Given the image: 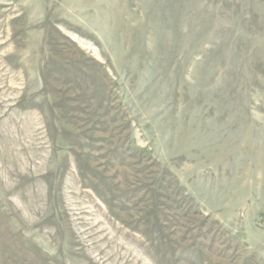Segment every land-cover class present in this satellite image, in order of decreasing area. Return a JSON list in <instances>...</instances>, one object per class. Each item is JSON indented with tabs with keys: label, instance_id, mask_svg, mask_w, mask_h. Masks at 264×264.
I'll list each match as a JSON object with an SVG mask.
<instances>
[{
	"label": "rangeland",
	"instance_id": "obj_1",
	"mask_svg": "<svg viewBox=\"0 0 264 264\" xmlns=\"http://www.w3.org/2000/svg\"><path fill=\"white\" fill-rule=\"evenodd\" d=\"M0 264H264V0H0Z\"/></svg>",
	"mask_w": 264,
	"mask_h": 264
}]
</instances>
